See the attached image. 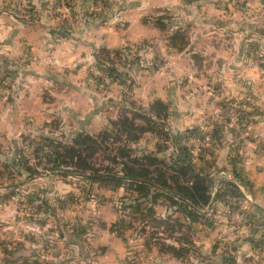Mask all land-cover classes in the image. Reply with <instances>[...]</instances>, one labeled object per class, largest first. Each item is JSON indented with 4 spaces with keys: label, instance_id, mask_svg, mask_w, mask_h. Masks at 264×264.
I'll list each match as a JSON object with an SVG mask.
<instances>
[{
    "label": "rangeland",
    "instance_id": "rangeland-1",
    "mask_svg": "<svg viewBox=\"0 0 264 264\" xmlns=\"http://www.w3.org/2000/svg\"><path fill=\"white\" fill-rule=\"evenodd\" d=\"M9 1L0 0V16L9 10L14 16L35 18L29 14L32 11L10 6ZM71 1L62 4L56 0L58 5L49 14L61 20L57 29L70 35L75 30V16L80 14L72 10ZM180 1L190 6L193 15L200 7L198 28H190L186 18L173 12H145L140 20L156 26V40L125 47L122 57L112 62L100 56L105 65L99 68L97 62L91 76L97 93H106L107 102L99 108L106 114V124L92 123L84 130L81 123H75V116L67 121L56 117L42 123L43 109L19 100L15 92L21 77L15 72L27 69V59L0 58V264L79 263L76 253L61 256L52 251L68 249L65 243L69 242L88 251L90 243L111 223L106 219L112 206L102 207L108 201L102 193L114 184L93 181L89 177L97 174L73 166L49 170L52 165L47 163L45 153H53V148L43 139L72 144L79 133L97 138L109 131L115 136L114 121L124 116L132 119L133 114L150 117L149 105L159 99L155 98L158 95L166 98L169 116L164 121L154 117L155 125L149 126L138 117V125L151 129L141 134L139 141L128 144L133 154L154 153L167 160L175 151L179 154L180 146L187 147L194 158L202 155L204 163H210L214 195L220 192L229 196L207 208L208 223H185L179 229L170 226L173 221L166 220L175 219L177 214L164 199H158L154 220H135L141 216L125 205L123 198L130 193L124 192L115 209L116 223L124 222L122 232L128 255L119 264L262 263L264 214L249 198L253 186L245 167L252 158L264 155L263 137L259 134L264 122V20L246 12L245 0ZM60 3L65 8L59 11ZM93 4V10L83 14L102 22L137 5H147L148 1L138 4L131 0H96ZM159 18L167 19L169 34L157 25ZM176 31L185 33L189 45L183 54L173 55L169 54L166 39ZM194 37L199 40L196 54L191 42ZM114 66L122 77L109 74L108 68ZM38 115L42 120L37 119ZM187 131L199 133L188 135ZM213 136L222 139L215 142ZM174 139H178L177 144ZM109 144L110 148L125 145L112 146V141ZM109 154L118 153L103 150L90 161L98 170L115 168L108 161ZM236 169L250 188L241 185L233 174ZM230 183L236 184L240 193L233 191ZM163 245L183 248L187 254L174 258L161 251Z\"/></svg>",
    "mask_w": 264,
    "mask_h": 264
},
{
    "label": "crops",
    "instance_id": "crops-1",
    "mask_svg": "<svg viewBox=\"0 0 264 264\" xmlns=\"http://www.w3.org/2000/svg\"><path fill=\"white\" fill-rule=\"evenodd\" d=\"M94 1L96 0L70 2L72 10L80 13L75 16V30L71 35L57 29L56 26L61 20L58 19V22L49 15L58 5L56 0H10V6L32 11L29 14L35 18L14 16L9 10L0 16V58L10 61L22 57L27 59V69L15 72L17 76H21L17 80L19 85L15 92L18 93L19 100L29 102L33 108L43 109L45 118L42 123H50L56 117L67 121V118L75 116V123H81L86 130V125L100 121L102 124L108 122L106 114L99 109L100 105L107 102L106 93H97L95 80L91 76L100 57L99 53L104 49L115 51L147 40H156V26L151 23L144 24L140 20L145 12H173L186 18L185 21L190 22L192 29L198 28L200 22L197 18L202 14L198 11L200 7H196L198 14L193 15L194 11L190 6L181 4L180 0H147V5H137L117 17L97 22L95 18L83 14H89L93 10ZM131 1L140 4L144 0ZM245 3L246 12L251 13V16L259 15V20H264V0H245ZM59 7V11L65 8L61 3ZM121 22L125 25H119ZM194 38H191V42L195 53H191L196 54L199 52V40ZM174 53L176 51L170 49L169 54L175 55ZM155 98L167 102L161 95ZM96 108L98 111L95 113ZM93 114L97 115L94 116L96 121H93ZM41 118L38 115L39 121ZM33 120L37 121L36 118ZM259 131L264 142V122ZM245 170L253 186L249 198L253 199L255 207L264 210V155H259L258 159L252 158L250 164H246ZM104 191L102 196L108 201L102 207L112 206L111 213L107 214L109 218L106 219L111 223L106 225L92 244L90 243L88 251L79 244L69 242L65 243V247L69 246L68 249L52 252L61 256L69 252L76 253L79 255L80 264H83L80 260L84 261V264H119L128 255L125 241L111 228L117 221L115 206H118L125 190L120 188L116 191ZM261 264H264V259Z\"/></svg>",
    "mask_w": 264,
    "mask_h": 264
},
{
    "label": "trees",
    "instance_id": "trees-1",
    "mask_svg": "<svg viewBox=\"0 0 264 264\" xmlns=\"http://www.w3.org/2000/svg\"><path fill=\"white\" fill-rule=\"evenodd\" d=\"M195 1L198 0H186L188 4ZM166 20V18H159L157 25L162 32L169 34L165 25ZM166 40L170 49L179 53L186 51L189 45L185 41V33L181 31L172 33L171 37ZM122 54L123 49L115 51L104 49L101 51L100 56L112 62L114 58H121ZM101 57L98 59L97 67L99 68L105 65ZM108 70L112 76L122 77L115 66L109 67ZM149 110L150 117L147 115L138 116L131 112L134 115L132 119L124 116L118 121H114L113 125L116 127L115 136L111 135L109 131L100 134L97 138L89 133H79L72 144L43 139L44 142L50 143L53 148V153H45L47 163L52 165L49 170H61L62 168L73 166L80 170L97 174L96 177H89L93 181L99 180L109 185L111 183L114 184L110 189L112 191L124 188L125 192H129L130 195L124 197L123 202L125 205L127 204L128 208L134 210V214L141 216L139 219H135L137 221L145 223L148 217L154 220L153 218L157 216L155 206L158 199H164L175 210L173 213L177 214L175 219L173 217L166 218L170 222L173 221V224L170 223L171 227L182 229L185 223L190 225L200 224L204 220L208 223L207 208L216 202L224 201L229 195L228 193L220 192L214 195L213 185L215 179L209 172L210 163L205 164L202 155L194 158L190 149L180 146L178 148L180 149L179 154L175 151L170 158L165 160L154 153L136 156L129 147L128 144L130 142L139 141L140 135L149 132L151 129V127L144 128L138 125V117L149 126L155 123L154 117L164 121L169 116V106L162 99L152 101L149 105ZM195 133L199 132L187 131L188 135ZM123 137L126 139L125 141ZM212 138L213 141L220 142L222 136L221 138L218 136H213ZM110 141L113 142L112 146L121 145V143L122 145L125 143V145L118 148H110ZM173 142L177 144L178 139H174ZM103 150L117 151V155L109 154L108 161L118 170L109 166L104 167L102 170L94 167L90 160L94 159L97 152H103ZM196 161L201 162V165H198ZM29 173L34 175L35 172L29 169ZM233 174L241 181L242 186L250 188L249 182L243 179L237 169L234 170ZM230 187L233 191L240 193L236 184L230 183ZM255 209L264 214L263 209L258 207H255ZM262 219L264 224V217ZM129 227H132V225L130 224ZM124 228V222L118 221L113 225L112 230L126 242V239H123L124 233L122 231ZM162 248L161 251L163 253L170 254L177 259L184 258L187 254V251L183 248L176 246L163 245Z\"/></svg>",
    "mask_w": 264,
    "mask_h": 264
},
{
    "label": "built area",
    "instance_id": "built-area-1",
    "mask_svg": "<svg viewBox=\"0 0 264 264\" xmlns=\"http://www.w3.org/2000/svg\"><path fill=\"white\" fill-rule=\"evenodd\" d=\"M61 3L64 4L65 3V0H62Z\"/></svg>",
    "mask_w": 264,
    "mask_h": 264
}]
</instances>
